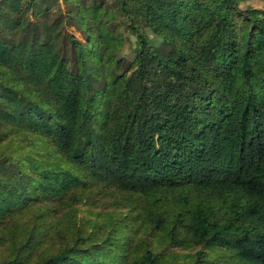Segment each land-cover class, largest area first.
Returning <instances> with one entry per match:
<instances>
[{
  "label": "trees",
  "instance_id": "trees-1",
  "mask_svg": "<svg viewBox=\"0 0 264 264\" xmlns=\"http://www.w3.org/2000/svg\"><path fill=\"white\" fill-rule=\"evenodd\" d=\"M65 1L0 0V264H264V7Z\"/></svg>",
  "mask_w": 264,
  "mask_h": 264
},
{
  "label": "rangeland",
  "instance_id": "rangeland-1",
  "mask_svg": "<svg viewBox=\"0 0 264 264\" xmlns=\"http://www.w3.org/2000/svg\"><path fill=\"white\" fill-rule=\"evenodd\" d=\"M108 5L114 6L117 2V0H106ZM215 3L217 8L222 12L226 13L228 12L229 5L226 0H211ZM62 6L65 10V12H68L71 8L70 2L61 0ZM114 3V4H113ZM130 3L135 8L137 13L139 14L141 21L147 30L149 36H151L153 39H160V36L157 32V30L161 27L159 17L156 14L155 7L151 5V2L147 4V6H144V3L142 0H131ZM240 5L242 8L246 7H256V8H263L264 7V0H240ZM118 20L116 21L117 28L120 32L126 31L125 23L127 22L126 16H124L122 13L118 16ZM68 31L72 34H74L80 41L84 42L85 44L88 42V38L85 34V32L82 29H78L76 25H66ZM134 55L129 49V44L126 43L123 45L118 53V59H124V67L129 66V63L133 60Z\"/></svg>",
  "mask_w": 264,
  "mask_h": 264
}]
</instances>
